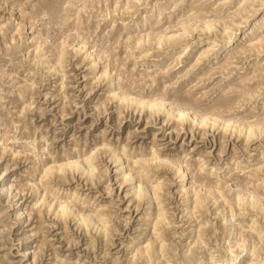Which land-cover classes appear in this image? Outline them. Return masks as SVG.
Wrapping results in <instances>:
<instances>
[{
	"label": "rangeland",
	"instance_id": "obj_1",
	"mask_svg": "<svg viewBox=\"0 0 264 264\" xmlns=\"http://www.w3.org/2000/svg\"><path fill=\"white\" fill-rule=\"evenodd\" d=\"M68 1L0 0V189L4 182L11 186L9 195L0 196V264H26L19 251L18 239L22 236L26 245L45 242L41 251L37 249L35 264H54L55 256L68 262L77 259L81 264H112L113 260L124 263L130 256L124 246L131 238L139 242L145 237L146 234L139 238L137 235L143 227L142 219L152 210L147 209L146 199L139 201L130 191L131 183H138L139 179L150 185L159 183L161 204L168 211L166 221L178 232L186 229L189 222L180 212V191L186 183L199 189L203 176L218 183L234 178L231 183L235 190L264 193V174L243 170H251L262 160L264 135L247 141L245 132L240 134L232 128L225 131L218 124L203 126L191 119L179 122L168 115L171 108L152 113L149 108L139 109L135 102L125 107L121 100L111 98V91L118 87L133 97L164 96L173 106L184 97L198 113L210 109L242 122L261 119L264 78L260 76L264 70L258 72L260 76L252 70L264 69V52L257 58L255 51L239 55L234 50L226 55L231 58L221 57V63L198 62L192 68V58L208 42L206 37L214 38L220 33L219 26L212 29L211 35L196 29L185 35L184 44L187 39L190 46L183 51L182 62L173 68L176 52L184 44L176 49L164 41L159 45L145 41L147 53L143 47L132 48L127 41L128 36L137 34L133 20L166 0H136L128 10L124 8L127 0H119L116 8L115 0H92L85 7L71 10L66 8ZM238 1L220 8L222 0H174L171 4H176L175 9L174 5L168 6V11L160 13L159 21L150 22L148 27L156 34L164 30L181 34L182 27L177 23L193 13V6L204 7L211 18L237 21L239 16L234 13L244 4ZM247 3L245 11H239L240 16L252 15L254 9H258V14L262 12L260 4L264 0ZM135 8L138 13L132 17ZM41 41L46 42L39 48ZM79 44H85L81 51ZM62 47L67 54L61 71H57L50 68V63ZM44 50L48 51V62L42 57ZM91 52L100 55L95 69L91 68ZM222 61L226 62L223 68L219 67ZM248 89L254 92L251 94ZM223 102H229V106L220 108ZM123 146L129 151L121 162H126L125 168L130 165L135 173L131 182L124 183L123 170L111 159V150H121ZM92 151L97 152L93 179L81 173H66L47 182L44 179L39 189L31 188L42 177L44 165ZM152 155L157 156L155 169L143 172L131 162ZM229 159L236 163L217 174L208 172L211 166ZM185 160L190 175L187 181L180 182L170 163L184 164ZM201 160L206 165L198 171ZM246 180L254 185L245 184ZM43 190H51L59 197L73 194L74 207L109 213L101 217L108 226L107 235L85 231L76 218L64 219L48 213L39 201L35 205ZM206 209L201 216L196 213L193 224L208 221L210 227H217L220 223L212 214V207L207 205ZM22 211L24 214L18 219ZM216 232L218 237L224 234L222 228ZM169 242L185 243L182 237H172Z\"/></svg>",
	"mask_w": 264,
	"mask_h": 264
},
{
	"label": "bare ground",
	"instance_id": "obj_2",
	"mask_svg": "<svg viewBox=\"0 0 264 264\" xmlns=\"http://www.w3.org/2000/svg\"><path fill=\"white\" fill-rule=\"evenodd\" d=\"M89 1L92 0H70L67 2L66 8L68 10H71L75 6L82 8V6L85 7ZM135 1L136 0H127V3L124 4V8L128 10L131 3H136ZM173 1L174 0H166L164 4L160 5L159 3V5H152L150 9L133 20L134 32L137 34L127 37V41L132 45V48L134 47L139 49L143 47L148 53L149 49L144 46L146 42H155L159 45L164 41L167 42L170 47L177 49V46L184 44L185 37L190 35L189 33L193 30L200 29L201 31H205V34L211 35L212 29L219 26L218 29L220 30V33L216 34L214 38V35L206 37L208 42L201 45L197 56L192 58L194 61L192 68L196 67L198 62L209 64L211 61L216 60L217 64L221 63L220 58H231L226 55L234 50H236L234 52L239 53V55H242V53L247 51H255V54L253 53V55L257 58H259L264 52V3L260 4V6L263 7L261 9V13L258 14V9H254L252 15L240 16L239 13L243 11V9L245 11L246 5L248 4L247 2L253 0H239L238 3L243 1L244 4L234 13V15L239 16L237 21L227 19L226 17H222L221 19L211 18V16L207 15L208 11L204 7L193 6L190 9L193 12L191 15L187 18H185L184 15V18H179L180 20L178 19L179 22L177 24L182 27L180 30H182L183 33L175 35L174 33L169 34V31L166 32L165 30L160 31L157 34L154 33L153 30H151L152 28L150 29L148 27V24L154 21L158 22L159 20L157 19L161 16L160 13L163 10H167L168 6H170L169 8H172V5H174L173 8L175 9L176 4H171ZM3 2L6 3V0H3ZM232 2H234V0H224V2L222 0L219 7L221 8ZM118 3L119 0L114 1V8L118 6ZM216 11L220 13L221 9H216ZM137 13L138 9L135 8V10H132L131 16L134 17ZM10 38L13 39V36H10ZM242 38L244 39L243 43ZM186 41L187 42L183 45L182 49L176 52L178 56L177 60H175L173 68H176L182 62L181 57L184 55L183 51L185 52V48L190 46L187 39ZM45 42L41 41L40 44L38 43L39 48L44 46L43 44ZM68 44L73 45V43ZM84 47L85 44H82L78 46V50L81 51ZM47 52L48 51L44 50L42 56L43 59L48 57H46ZM65 53V48H60L57 52V56L55 55V61L50 63V68L61 71L59 68H62ZM90 55L94 56L91 68L95 69L100 61V55L93 52H91ZM224 61H222L223 63L220 64L219 67L223 68L226 63ZM45 62H48V60L46 59ZM262 70L264 69L255 68L252 70V73L255 74V76H260L261 74L258 72H263ZM260 77L264 78V75H261ZM113 79H115V77H113ZM111 92V98L121 100L123 103L122 105L125 107H128V105L135 102L136 107L139 109L149 108L152 113L171 108L172 112L168 115L174 119H178L179 122L191 119L198 122V125L203 126L214 127L218 124V126H221L225 131L232 128L240 134L245 132V134H247V141H249L252 137L264 135V114L261 116V119L242 122L231 117L224 118L221 114L210 109L198 113L194 108H192L190 101L184 97L180 100L181 103L177 106H173V103L168 102L164 96L159 98H147L145 95L133 97L131 96V93L128 91L123 92L118 87H114ZM247 92L252 94L254 90L248 89ZM228 103L229 102H223V104H220L219 107L222 108L223 106L228 105ZM214 109L216 110V108ZM1 141L2 139L0 137V142ZM103 144L105 143L103 142ZM128 151L127 146H123L121 150H111V159L117 163V166H119L118 169L121 171L123 170V183L131 182L135 175L130 165L125 168L124 166L126 162H121ZM14 152H16V150ZM96 156L97 152L92 151L86 154L64 158L59 161H52L43 166L42 177L38 182H33L31 184V188L39 189L43 184L44 179H46L47 182L52 179V177L54 178V176H59L61 178L60 175L66 173H71L72 176H74L75 173H81V175H86L87 178L93 179L96 177L95 167L93 165V160ZM184 157H186V155ZM156 160L157 156L152 155L151 157L136 158L131 162L134 167L144 172L147 169H155L156 165L154 164V166L153 163ZM40 162V160L37 162L38 167ZM232 163L234 165V163H236L235 160L229 159L225 163L211 166V171L209 170L208 172H210V174H217L228 168ZM170 164L176 169L180 182L187 181L189 178L188 176L190 175V170L187 168L186 160L184 164L183 161ZM205 165L206 162L201 160V162L198 163L197 170L201 171L204 169ZM243 170L245 171L244 173L258 175L262 172L264 174V154L262 155V160H259L258 163L255 164L254 168L248 171H246L245 168ZM209 179L204 176L201 177V179H199V189L195 187V189H193V186H187V183L182 185L180 192L182 193L183 199L182 204L180 205L182 207L180 212H182V217H186L189 222L186 229H182L180 232L175 231L174 228L169 225L168 220L166 221L168 211H166L161 204L162 201L159 195V183L150 185L148 181L143 179H139L138 183L132 182L130 191L134 193L133 195L139 201L146 199L148 204L147 209L155 211L151 210L150 212H147L145 217L142 219L143 227L140 229L137 236L139 238L140 236L146 234L145 237L139 242H135L134 238H131L129 244L124 246L129 251L128 254L130 256L124 261V263L113 260L112 264H264V193L260 194L256 193V191L249 192L245 188H238V190H235L233 183H231L234 178L218 180L220 183L214 181L212 182L211 179ZM245 184L254 185V183H251L249 180ZM261 184L264 185L263 182ZM10 191L11 186H9L7 182H4L2 188L0 189V196L9 195ZM203 191L204 193L202 194ZM217 191L218 194L220 191V195L217 194ZM62 194L63 191L61 195ZM59 196L51 190H45L41 197L36 201L35 205L39 201L40 207L45 206L48 213L53 212V214L57 217L64 219L70 217L76 218L79 225L85 228V231H94V233L102 234L103 236L107 235L108 226L101 217L109 216V213L99 211V209H86L83 206H76L79 207L77 209L74 207L75 204L72 201L73 199L71 200V196ZM207 205L210 208L212 207V214L219 219L220 224L217 227H210L211 225H208V221L193 224V222L196 221V213H200V216L203 215V212L208 210L206 209ZM23 214L24 211L18 213V219H20ZM218 228H222V232L224 233L223 236L221 235L222 237L217 236L218 232L216 231ZM172 237L173 239L182 237L185 243L169 242ZM24 239V236L18 239L21 258L24 259L26 264H35L38 252L41 251L45 242L41 241V243L37 245H26L23 243ZM55 257L54 264H81V262L77 261V259L76 261L68 262L67 260L58 258L57 256Z\"/></svg>",
	"mask_w": 264,
	"mask_h": 264
}]
</instances>
